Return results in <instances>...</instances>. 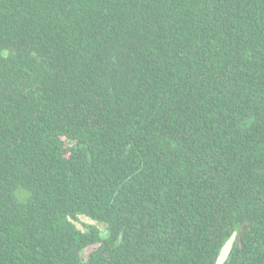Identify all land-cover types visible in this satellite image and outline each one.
<instances>
[{
  "label": "trees",
  "instance_id": "trees-1",
  "mask_svg": "<svg viewBox=\"0 0 264 264\" xmlns=\"http://www.w3.org/2000/svg\"><path fill=\"white\" fill-rule=\"evenodd\" d=\"M233 234L223 264H264V0H0V264Z\"/></svg>",
  "mask_w": 264,
  "mask_h": 264
},
{
  "label": "water",
  "instance_id": "water-1",
  "mask_svg": "<svg viewBox=\"0 0 264 264\" xmlns=\"http://www.w3.org/2000/svg\"><path fill=\"white\" fill-rule=\"evenodd\" d=\"M234 239H235V234H233L232 237L229 238L226 241V243L223 245V247H222V249L218 255L216 264H223V262L227 259L228 254L230 253V251L232 249Z\"/></svg>",
  "mask_w": 264,
  "mask_h": 264
},
{
  "label": "rangeland",
  "instance_id": "rangeland-1",
  "mask_svg": "<svg viewBox=\"0 0 264 264\" xmlns=\"http://www.w3.org/2000/svg\"><path fill=\"white\" fill-rule=\"evenodd\" d=\"M86 223H89V222H86ZM100 226V229H102V227H101V225H99ZM102 233H103V231H101Z\"/></svg>",
  "mask_w": 264,
  "mask_h": 264
}]
</instances>
